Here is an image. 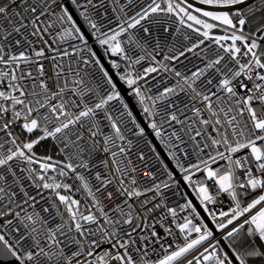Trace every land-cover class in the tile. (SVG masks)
Masks as SVG:
<instances>
[{
    "label": "snow or ice",
    "instance_id": "snow-or-ice-1",
    "mask_svg": "<svg viewBox=\"0 0 264 264\" xmlns=\"http://www.w3.org/2000/svg\"><path fill=\"white\" fill-rule=\"evenodd\" d=\"M0 264H264V0H0Z\"/></svg>",
    "mask_w": 264,
    "mask_h": 264
}]
</instances>
